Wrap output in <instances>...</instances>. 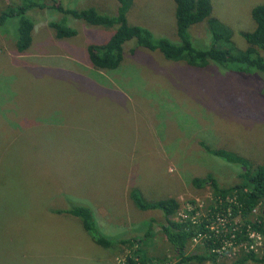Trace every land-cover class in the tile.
I'll list each match as a JSON object with an SVG mask.
<instances>
[{
	"label": "rangeland",
	"instance_id": "rangeland-1",
	"mask_svg": "<svg viewBox=\"0 0 264 264\" xmlns=\"http://www.w3.org/2000/svg\"><path fill=\"white\" fill-rule=\"evenodd\" d=\"M18 1L0 0V15ZM62 3L109 17L118 8L116 0ZM210 3V17L225 27L220 33L245 50L240 33L254 30L251 12L264 0ZM34 13L26 14L34 29L24 55L14 48L17 21L0 24V264H124L127 258L140 264L142 257L133 254L138 249L150 260L146 264H178L179 254L161 229L163 213L137 209L131 189L148 202L176 200L168 219L192 234L185 255L201 254L211 238L206 225L219 204L207 183L193 181L211 175L221 188L244 182L241 166L207 148L247 159L245 170L264 168V74L246 75L213 62L201 67L169 61L135 39L123 44L118 68L97 70L87 48L104 44L115 27L87 25L56 10ZM63 19L76 36L55 37L47 23ZM127 19L156 37L182 40L173 0H132ZM210 28L208 20L188 28L195 48H210L215 38ZM70 202L88 206L104 236L141 245L97 246L80 221L64 212ZM235 203L236 197L223 201ZM247 219L253 222L257 214ZM219 220L213 226L220 233L238 224L237 218ZM226 243L227 250L217 253L220 264H232L239 255L233 258L234 246Z\"/></svg>",
	"mask_w": 264,
	"mask_h": 264
},
{
	"label": "trees",
	"instance_id": "trees-1",
	"mask_svg": "<svg viewBox=\"0 0 264 264\" xmlns=\"http://www.w3.org/2000/svg\"><path fill=\"white\" fill-rule=\"evenodd\" d=\"M62 1L21 0L14 5L6 6V11H3L0 15V24H5L10 19L17 21L14 48L18 54L24 55L32 43L34 21L26 15L27 12L35 10L36 13L34 14L37 16L44 11L56 10L63 16H71L74 19L82 20L87 25L105 28L115 27L113 34L104 44L90 45L87 48L89 61L92 67L97 70L108 71L118 68L123 60V44L135 39L140 47L149 51H159L169 61H185L192 66L199 65L201 67L205 66L208 62H213L229 70L246 75L254 71L264 74V5H257L252 9L251 18L255 22V28L252 32L240 33L247 47L245 50H239L235 48L233 42L228 40L226 33H220V28L223 30L225 27L218 20L210 17L211 0H173L175 4L177 35L179 39L182 37L183 40H180L178 44L164 37H156L149 30L142 27L130 25L127 19V12L132 4V0H116L118 8L117 14L114 17L99 14L94 8L68 9L63 6ZM64 20L59 22L49 21L47 23L48 27L54 31L57 39L71 38L77 35L76 30L63 24ZM204 20H208L210 23V33L215 38L210 48L201 50L193 46L189 35L186 33L190 26ZM213 32H216L217 36ZM207 150L210 154L226 162L241 166L244 173L240 176L244 179V182L236 186L221 188L216 180L211 175H208L200 181L199 179H195L193 184L199 186L202 183H207L212 192L217 195L219 201L236 197V203L241 206L240 209L234 204L230 205V208L237 211L233 214L234 216L238 215L240 211L243 221L245 220V224L241 227L240 236L247 238V231H255L261 238L260 249L258 251H244L237 256L238 258L232 264H247L250 261L264 264V168L258 166V168H254L253 170L251 167L245 170V168L249 167L247 159L225 150H210L208 148ZM129 194L132 203L140 211L160 210L163 213L164 224L161 225V229L167 241L171 243L175 252L179 254L180 260L178 264H201L203 262L220 264L215 252L220 245L214 237L204 240V249L201 254L185 255V249L192 234L184 228V224H177L168 219L169 216L173 215L178 206L176 200L167 198L148 202L141 197V194L136 189H131ZM222 206L225 205L223 204ZM259 207L261 210L251 215V212L256 208L258 210ZM226 210L227 206L221 211L226 212ZM64 212L80 221L82 229L87 233H91V239L97 246L105 249H115L117 246L125 245L132 249L134 246L141 245V241L123 239V236H117L116 238L104 236L98 224L97 228L95 226L93 220L95 219L94 213L84 204L78 205L76 202H70ZM249 214L251 216L257 214V219L253 222L249 221L247 219ZM151 222H153L152 219ZM148 228L151 231V223H148ZM193 234L205 235L206 233L195 232ZM146 235H144V238ZM220 238L222 239V237ZM236 240L238 241V239ZM133 251L135 249L131 252ZM133 254L142 257L143 260L142 262L139 261L140 264H146L150 261L143 257L141 249L133 252ZM137 262L138 259L127 258L125 264H137Z\"/></svg>",
	"mask_w": 264,
	"mask_h": 264
},
{
	"label": "built area",
	"instance_id": "built-area-1",
	"mask_svg": "<svg viewBox=\"0 0 264 264\" xmlns=\"http://www.w3.org/2000/svg\"><path fill=\"white\" fill-rule=\"evenodd\" d=\"M228 199H226V200H228ZM217 203L219 204V206L215 207V210H214L215 212L210 216L211 223H210L209 226L206 225V228H207L206 232L208 233V231H210L208 233V235H210L211 238L214 237V238L217 239V241L222 240V242L220 243V247L217 248L215 250V252L222 254L223 253L222 250L226 251L227 250L226 247H225V245L227 244L226 242H229V247L230 246H234V248H232V250H233L232 251L233 252V254H232L233 258L236 257L241 252H243L244 250L245 251H247V250L258 251L260 249L259 247H260L261 238L259 237V235H257V233L255 231H252V232L251 231H247L248 232L247 235H246L247 238L244 237V236H240L241 227L244 224L243 217L241 216V212L239 211L238 215L234 216L233 214H235L237 211L231 210L230 205H225V206H227V210H226L227 211V215H225L224 211L219 210L221 208V206L223 205V201H219L217 199ZM234 205H236L238 207V209H240V207H241L238 203H235ZM255 212H256V209H254V211L251 212V215L254 214ZM225 218H229L230 220L237 218L238 219V224L237 225L233 224L231 226H227V227H230V230L228 231V229H227L226 233H220L217 225H216V227H214L213 224H217V221L219 219H225ZM197 236H201V235L198 234ZM202 236H206V234L202 235ZM219 236L222 237V239ZM224 238H225V240H224ZM236 239H238V241ZM249 240H253L254 242H253V244H251L249 246V248H247V246L245 245V241H249ZM243 245H245L244 248L241 247ZM239 248H240V250H239ZM235 250H237L239 252L236 253ZM228 253H230V252H228ZM229 256H231V253L229 254ZM156 264H157V262H156Z\"/></svg>",
	"mask_w": 264,
	"mask_h": 264
},
{
	"label": "clouds",
	"instance_id": "clouds-1",
	"mask_svg": "<svg viewBox=\"0 0 264 264\" xmlns=\"http://www.w3.org/2000/svg\"><path fill=\"white\" fill-rule=\"evenodd\" d=\"M211 35H213L212 33H211ZM211 47V46H210Z\"/></svg>",
	"mask_w": 264,
	"mask_h": 264
},
{
	"label": "crops",
	"instance_id": "crops-1",
	"mask_svg": "<svg viewBox=\"0 0 264 264\" xmlns=\"http://www.w3.org/2000/svg\"><path fill=\"white\" fill-rule=\"evenodd\" d=\"M220 186V185H219Z\"/></svg>",
	"mask_w": 264,
	"mask_h": 264
}]
</instances>
